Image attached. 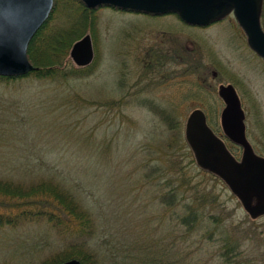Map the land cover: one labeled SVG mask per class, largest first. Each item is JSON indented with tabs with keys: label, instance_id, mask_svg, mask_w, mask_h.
Instances as JSON below:
<instances>
[{
	"label": "rangeland",
	"instance_id": "obj_1",
	"mask_svg": "<svg viewBox=\"0 0 264 264\" xmlns=\"http://www.w3.org/2000/svg\"><path fill=\"white\" fill-rule=\"evenodd\" d=\"M95 14L94 38L86 33L93 64L84 75L62 82L34 76L0 81V180L24 188L56 184L73 194L90 221L83 228L70 218L55 227L46 216L2 208L12 224L0 227V264H47L70 251L89 264H177L181 256L180 264H222L219 237L225 234L240 244V262L264 264V215L251 219L228 186L191 163L183 147L185 120L198 108L241 156L219 121L225 104L218 87L231 84L246 137L264 156V61L248 47L233 14L204 27L174 14L108 6ZM196 62L203 67L195 69ZM141 100L174 114L177 129ZM174 149L186 178L211 188L216 198L212 212L223 222L212 240L199 235L182 241L174 214L180 206L175 212L159 199L166 177L154 168L167 167Z\"/></svg>",
	"mask_w": 264,
	"mask_h": 264
},
{
	"label": "water",
	"instance_id": "obj_2",
	"mask_svg": "<svg viewBox=\"0 0 264 264\" xmlns=\"http://www.w3.org/2000/svg\"><path fill=\"white\" fill-rule=\"evenodd\" d=\"M88 9L110 6L152 15L176 14L188 25L207 26L232 13L246 36L248 47L264 61L263 0H81ZM53 0H0V77L18 78L35 67L27 57V46L48 18ZM78 67L94 57L90 34L75 41L69 51ZM218 94L225 107L220 113L223 134L242 149L240 161L207 124L205 113L194 109L184 123V138L202 170L221 179L240 201L251 219L264 215V156L257 155L245 131V114L231 84L220 85ZM58 264H82L70 258Z\"/></svg>",
	"mask_w": 264,
	"mask_h": 264
},
{
	"label": "trees",
	"instance_id": "obj_3",
	"mask_svg": "<svg viewBox=\"0 0 264 264\" xmlns=\"http://www.w3.org/2000/svg\"><path fill=\"white\" fill-rule=\"evenodd\" d=\"M98 8L88 9L81 0H53V7L48 18L36 31L27 46V57L35 69L23 77L34 76L38 79L62 82L84 75L88 69L78 66L77 68L74 67L69 51L72 44L88 33L87 31H90L94 38L93 35L95 34L97 23L95 11ZM110 8L118 10L114 7ZM261 24L264 29V0ZM151 65L152 63H147L145 67L148 68ZM194 65L195 69L198 68L197 66L203 67L200 62H196ZM190 73L195 74L194 71ZM11 79L15 78L0 77V81ZM120 83L122 85L125 84V77H122ZM140 104L149 108L155 115L157 114L163 122L168 124L170 129H177L179 120L174 114H166L163 109L151 101L144 103L141 100ZM213 131L215 132V130ZM183 144V147L187 148L186 156L189 161L191 163L195 162L189 145L187 142ZM225 144L227 145L226 141ZM228 150L236 160H240V157H237L231 148H228ZM174 151L175 149L171 151L167 167L156 165L154 168L160 178L166 177L161 186L165 192L160 195L159 199L167 207H173L175 212L176 208H179L176 206H180L181 212L174 214L176 221L175 231L182 229V241L185 242L190 240L191 237L199 235L201 238L204 236L206 240H212L216 238V235L219 236V232H216V230L223 222V218L219 214L212 212V209L218 208L216 198L211 188L206 189L201 184L193 183L190 178H186L184 165H180L181 161ZM165 173H171L172 177L165 175ZM214 176L211 174L212 178H215ZM2 208L9 211L20 210L22 215H27V217L46 216L47 222L55 227L62 225L70 218L78 220L79 224L83 225V228L90 221L84 211L78 210L79 205L71 192L50 182H40L24 188L13 181L0 180V209ZM33 209H36V211ZM9 216V213L0 212V227L12 224ZM208 225L216 229L209 230ZM219 240V260L222 261V264H249V262L239 261L240 244L233 235H221ZM70 258H77L82 264H89L85 256L75 255L73 251H70L65 258L54 259V261L47 264H58ZM182 260L181 256L175 262L178 264ZM92 264H95L94 261Z\"/></svg>",
	"mask_w": 264,
	"mask_h": 264
},
{
	"label": "flooded vegetation",
	"instance_id": "obj_4",
	"mask_svg": "<svg viewBox=\"0 0 264 264\" xmlns=\"http://www.w3.org/2000/svg\"><path fill=\"white\" fill-rule=\"evenodd\" d=\"M126 12H132V11H126ZM184 23V22H183ZM214 75H215V73H214ZM196 109H198V108H196Z\"/></svg>",
	"mask_w": 264,
	"mask_h": 264
}]
</instances>
